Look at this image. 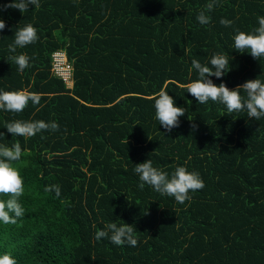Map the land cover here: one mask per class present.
Returning a JSON list of instances; mask_svg holds the SVG:
<instances>
[{
  "label": "trees",
  "instance_id": "trees-1",
  "mask_svg": "<svg viewBox=\"0 0 264 264\" xmlns=\"http://www.w3.org/2000/svg\"><path fill=\"white\" fill-rule=\"evenodd\" d=\"M208 2L40 0L25 13L0 11V92L41 96L22 112L0 110V144H21L13 166L25 185L24 216L0 222V255L11 253L16 264H264V117L229 114L186 92L198 79L191 61L207 65L214 54L231 68L210 77L217 85L264 81V59L235 50L233 40L234 29L258 27L264 0H218L202 25L197 15ZM27 24L37 41L9 52ZM61 49L73 64L72 88L52 71ZM19 54L29 58L23 72L7 59ZM161 91L186 110L170 133L155 118ZM16 120L56 121L59 131L13 137L6 124ZM148 159L169 176L184 166L205 186L184 204L147 184L140 190L134 169ZM50 185L60 186L59 198L44 191ZM109 222L132 224L138 245L96 240Z\"/></svg>",
  "mask_w": 264,
  "mask_h": 264
},
{
  "label": "clouds",
  "instance_id": "clouds-1",
  "mask_svg": "<svg viewBox=\"0 0 264 264\" xmlns=\"http://www.w3.org/2000/svg\"><path fill=\"white\" fill-rule=\"evenodd\" d=\"M218 0H209L204 9L200 10L197 20L200 24L206 25L211 22V16L208 14L214 10ZM30 5L35 8L40 7V0H10L9 3L0 5V11L8 8L18 9L21 13L29 11ZM220 24L225 27H231L234 21L222 18ZM6 22L0 19V30L5 29ZM233 36L234 49L240 53L249 52L254 59H264V16L258 17V27L251 32L234 29ZM38 39L36 28L27 24L19 27L15 31L14 43L8 46L9 52L15 53L17 47L23 48L29 44L35 43ZM67 53V52H66ZM10 62L18 66V70L23 72L29 67V58L24 54L10 55L7 58ZM198 73V79L191 81L186 88V92L196 98L199 104H206L209 100L219 102L226 106L229 114L246 111L250 119L260 120L264 117V81L261 79H248L235 89H230L226 83L217 85L210 77L222 78L229 68V60L223 54H214L209 64L204 65L199 60L191 61V69ZM243 92L244 95L241 93ZM29 101L33 105H39L41 96L34 92L2 91L0 92V110L13 113L22 112ZM155 118L159 121L167 132H171L180 124V117L185 115L186 110L183 107L175 106V101L169 93L161 91L154 97ZM192 128L195 130L198 125L194 119ZM6 128L13 137L22 136L30 138L42 131H59V124L56 121L46 122L44 120L22 121L16 120L6 124ZM3 134V133H0ZM149 139H152L149 136ZM22 157V148L19 141L12 146L0 144V196H6L8 199H0V222L4 225L16 224L18 219L23 217L25 209L20 203V198L25 193L23 177L18 167L14 163ZM134 172L138 174V187L143 190L145 184L151 186L161 195L174 197L178 204H184L191 199L189 192H195L202 189L205 185L199 174L190 172L184 166H177L171 176L163 170L153 166L150 159L137 163ZM45 192H55L59 198L61 188L59 185L46 186ZM107 238L117 246L125 244L136 247L138 238L132 224H118L109 222L98 230L95 234L96 240ZM0 264H16L15 258L11 253L0 255Z\"/></svg>",
  "mask_w": 264,
  "mask_h": 264
},
{
  "label": "built area",
  "instance_id": "built-area-1",
  "mask_svg": "<svg viewBox=\"0 0 264 264\" xmlns=\"http://www.w3.org/2000/svg\"><path fill=\"white\" fill-rule=\"evenodd\" d=\"M52 71L55 76L65 82L67 87H73V64L65 50L61 49L52 53Z\"/></svg>",
  "mask_w": 264,
  "mask_h": 264
},
{
  "label": "rangeland",
  "instance_id": "rangeland-1",
  "mask_svg": "<svg viewBox=\"0 0 264 264\" xmlns=\"http://www.w3.org/2000/svg\"><path fill=\"white\" fill-rule=\"evenodd\" d=\"M71 85V84H70ZM72 87V86H71Z\"/></svg>",
  "mask_w": 264,
  "mask_h": 264
}]
</instances>
